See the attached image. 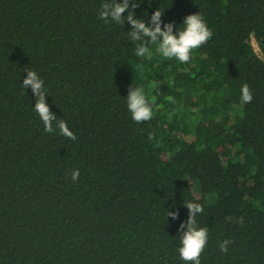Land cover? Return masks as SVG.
Returning <instances> with one entry per match:
<instances>
[{"label": "trees", "instance_id": "16d2710c", "mask_svg": "<svg viewBox=\"0 0 264 264\" xmlns=\"http://www.w3.org/2000/svg\"><path fill=\"white\" fill-rule=\"evenodd\" d=\"M104 2L0 0V264H185L186 201L204 209L201 264H264V0H132L174 31L203 15L213 36L187 63L136 56ZM27 68L75 141L45 132ZM130 85L150 121L132 120Z\"/></svg>", "mask_w": 264, "mask_h": 264}, {"label": "clouds", "instance_id": "9594fccd", "mask_svg": "<svg viewBox=\"0 0 264 264\" xmlns=\"http://www.w3.org/2000/svg\"><path fill=\"white\" fill-rule=\"evenodd\" d=\"M131 0H105L101 5L99 18L108 22L110 19L118 25L128 23L132 30L128 31L131 41L135 43V55L138 57L151 58L152 51L149 45H156V52L165 59L175 58L180 63H187L191 59L194 50L205 45L213 36L212 30L208 27L204 17L200 13L189 14L183 21V28L174 31L175 22L164 23L162 16L164 12L157 9L150 17V22L137 18L133 11L138 7ZM128 14L125 16L124 13ZM27 76L23 80V88H31L36 97L34 110L39 115L45 126L46 133H53L59 129L61 135L75 141L77 139L70 130L66 121L57 119V116L50 110L47 102V88L45 81L33 69L27 68ZM253 93L248 83L241 87V102L251 103ZM127 108L131 118L136 123H144L153 118V107L145 90L140 85H130L127 96ZM55 124V127H54ZM149 139H155V133L149 134ZM80 177L79 169L72 170L71 179L75 182ZM184 206L189 209V219L180 225L182 233L179 236L180 246L179 257L185 264H201V255L208 242V228L200 227L197 224L196 216L203 212L200 203L186 201ZM168 216L174 219L179 217V209L176 212H168ZM185 227L187 231H184ZM233 243L228 239L220 242V251L227 252L228 246Z\"/></svg>", "mask_w": 264, "mask_h": 264}, {"label": "rangeland", "instance_id": "374dc122", "mask_svg": "<svg viewBox=\"0 0 264 264\" xmlns=\"http://www.w3.org/2000/svg\"><path fill=\"white\" fill-rule=\"evenodd\" d=\"M254 46H255L256 50L258 51V49H257V47H256V45H255V44H254Z\"/></svg>", "mask_w": 264, "mask_h": 264}]
</instances>
